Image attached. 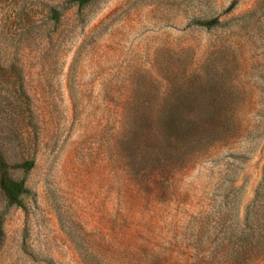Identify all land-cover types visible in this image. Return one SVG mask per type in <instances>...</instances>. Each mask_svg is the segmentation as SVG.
<instances>
[{
  "label": "rangeland",
  "instance_id": "obj_1",
  "mask_svg": "<svg viewBox=\"0 0 264 264\" xmlns=\"http://www.w3.org/2000/svg\"><path fill=\"white\" fill-rule=\"evenodd\" d=\"M3 171L0 264H264V0H0Z\"/></svg>",
  "mask_w": 264,
  "mask_h": 264
},
{
  "label": "trees",
  "instance_id": "obj_2",
  "mask_svg": "<svg viewBox=\"0 0 264 264\" xmlns=\"http://www.w3.org/2000/svg\"><path fill=\"white\" fill-rule=\"evenodd\" d=\"M72 3L77 4L78 6H83L89 2V0H70ZM58 17V12L54 11L52 16ZM201 26H210L215 23V20H207V21H198L195 22ZM34 162L32 160L25 161L19 164L20 167L25 170H30L33 167ZM0 190L7 202L8 206H23L22 195L27 192V189L24 187L22 181H15L9 178L5 171L0 173ZM1 223L2 217L0 216V233H1Z\"/></svg>",
  "mask_w": 264,
  "mask_h": 264
}]
</instances>
